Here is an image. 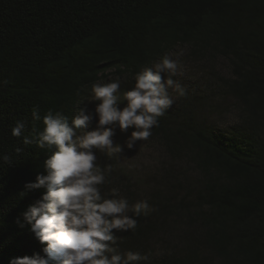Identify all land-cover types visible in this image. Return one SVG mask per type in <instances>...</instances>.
Segmentation results:
<instances>
[{"label": "trees", "instance_id": "obj_1", "mask_svg": "<svg viewBox=\"0 0 264 264\" xmlns=\"http://www.w3.org/2000/svg\"><path fill=\"white\" fill-rule=\"evenodd\" d=\"M182 49L204 67L206 90L186 91L147 142L196 178L170 166L166 192L147 198L155 211L120 248L151 252L149 264H264V0H0V81H8L0 154L12 156L0 160V264L42 248L16 220L44 191L24 185L43 172L47 153L30 146L15 155L23 147L11 135L16 121L30 134L43 128L33 109L71 118L93 82L127 76L121 88L129 89L143 66ZM216 59L227 75L209 66ZM230 102L238 120L222 128ZM115 172L105 191L116 187ZM126 197L142 200L136 191Z\"/></svg>", "mask_w": 264, "mask_h": 264}, {"label": "clouds", "instance_id": "obj_2", "mask_svg": "<svg viewBox=\"0 0 264 264\" xmlns=\"http://www.w3.org/2000/svg\"><path fill=\"white\" fill-rule=\"evenodd\" d=\"M179 55L165 54L143 66L132 77L134 85L124 91L121 84L127 76L93 82L71 118L62 111H48L41 117L33 109V121H42L43 128H34L30 134H26L24 121H16L11 135L23 147H15V155L30 146L47 153L43 172L24 185L26 192L44 191L16 220L21 228H29L42 254L11 257L8 264H149L151 252L121 250V234L134 232L138 218L155 209L147 198L130 203L118 187L105 191L113 167H102L98 153L113 159L125 147L134 150L138 142L149 139L175 98L186 95L174 79L180 68ZM7 84L0 81V85ZM88 104L95 105L94 111ZM94 121L95 127L89 130ZM117 128L126 135L123 145L114 141ZM0 160L10 164L12 156L0 154Z\"/></svg>", "mask_w": 264, "mask_h": 264}, {"label": "rangeland", "instance_id": "obj_3", "mask_svg": "<svg viewBox=\"0 0 264 264\" xmlns=\"http://www.w3.org/2000/svg\"><path fill=\"white\" fill-rule=\"evenodd\" d=\"M178 57V64L180 68L178 74L174 77L186 91L194 90V87L203 88L205 85L202 82H207V79H203L202 70L203 66L197 65L196 61L188 56V51L185 49L180 50ZM173 59H177L176 56H172ZM214 70L219 74L227 75L228 67L224 60L216 59L211 65ZM210 81V80H209ZM200 84V86H199ZM213 84L210 82L207 89H210ZM127 90L123 86L121 91ZM171 92V90H169ZM182 97H177L174 100V105L179 103ZM84 106V105H83ZM82 106V107H83ZM90 111H94V104L86 105ZM233 104H228L224 109L221 116L219 117L220 124L222 128L235 125L238 120V112L233 108ZM224 115V116H223ZM95 127V121L93 122L91 128ZM131 130H129L130 134ZM126 140V135L117 128L114 141L116 143L124 144ZM98 163L103 167V165L111 164L113 169H115L114 177L119 179L116 183V187L120 189L121 195L126 196L128 191H136L139 194V198H151L157 190H161L164 187V191L167 189L165 186V174L166 170L171 166V169L175 171L179 170L188 179L194 180L196 173H194L193 168L185 163L179 166L172 161L163 147L157 142H138L134 150H128L126 147L123 154L119 158L109 159L105 154L98 153ZM105 188V187H104ZM172 189V186L169 190ZM166 192V191H165ZM122 233L121 235H123Z\"/></svg>", "mask_w": 264, "mask_h": 264}]
</instances>
